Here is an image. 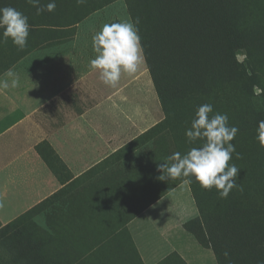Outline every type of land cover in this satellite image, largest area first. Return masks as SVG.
Masks as SVG:
<instances>
[{
    "label": "rangeland",
    "instance_id": "374dc122",
    "mask_svg": "<svg viewBox=\"0 0 264 264\" xmlns=\"http://www.w3.org/2000/svg\"><path fill=\"white\" fill-rule=\"evenodd\" d=\"M132 1L137 5L141 1L144 7L155 4V0H86L78 5L76 0H56L55 11L40 15L27 0H0V7L11 6L27 15L33 45L43 49L49 25L71 28L77 21L94 22L100 30L105 23L132 18L128 9ZM48 2L40 0L41 5ZM224 2L245 40L233 55L218 51L207 38L191 41V35L162 32L155 38L157 76L166 94L175 96L164 108L160 103L161 120L145 132L152 142H147L145 156L138 161L155 174L146 175L151 183L135 193L140 197L119 206H100L94 201L95 193L87 189L61 190L11 220V227L21 225L20 231L31 242H42L37 253L48 262L218 264L210 245L202 244L187 229L189 220L203 228L215 220L208 228L213 238L231 240L249 254L257 241L264 249V148L255 139L258 121L264 120V0ZM188 43L192 62L179 63V47ZM204 103L213 105L210 116L226 113L229 125L239 128L232 143L241 158L233 153L229 164L240 169L237 184L242 190L232 189L226 199L215 188H202L195 179L188 178L191 182L184 184L185 178H159L158 164L174 152L184 154L202 143H187L185 130ZM15 246L13 238L1 242L0 264H17L6 253ZM194 256L197 263L189 262Z\"/></svg>",
    "mask_w": 264,
    "mask_h": 264
},
{
    "label": "crops",
    "instance_id": "0c3cea01",
    "mask_svg": "<svg viewBox=\"0 0 264 264\" xmlns=\"http://www.w3.org/2000/svg\"><path fill=\"white\" fill-rule=\"evenodd\" d=\"M49 26L43 49L30 36L23 50L0 39V76L8 68L19 76L18 88L0 90L2 224L61 190L87 189L98 205L119 206L155 174L138 161L152 142L145 132L161 120L145 59L108 87L89 68L98 25Z\"/></svg>",
    "mask_w": 264,
    "mask_h": 264
},
{
    "label": "clouds",
    "instance_id": "9594fccd",
    "mask_svg": "<svg viewBox=\"0 0 264 264\" xmlns=\"http://www.w3.org/2000/svg\"><path fill=\"white\" fill-rule=\"evenodd\" d=\"M36 9V14L53 12L56 0H49L41 5L40 0H27ZM78 5L86 0H76ZM139 19L131 17L118 22L105 23L92 36V49L95 58L89 61V68L98 73V79L108 87H116L122 75H134L144 62V48L139 34ZM31 25L29 17L11 6L0 7V39H9L18 50L27 47ZM19 87V76L13 68H8L0 76V90H10ZM213 113V105L204 103L197 107L191 126L185 130L187 143L202 141L200 146L191 147L186 153L177 151L166 158L158 169L161 180H177L185 178L184 184L195 179L202 188H215L220 198L226 199L232 189L242 190L237 184L240 169L235 164H229L233 153L240 159L232 143L239 128L229 125L226 113ZM255 139L264 148V120L258 121ZM171 162V163H169ZM191 178V179H188ZM0 200V207H3ZM39 222V218H36ZM225 257L228 252L224 253Z\"/></svg>",
    "mask_w": 264,
    "mask_h": 264
},
{
    "label": "trees",
    "instance_id": "16d2710c",
    "mask_svg": "<svg viewBox=\"0 0 264 264\" xmlns=\"http://www.w3.org/2000/svg\"><path fill=\"white\" fill-rule=\"evenodd\" d=\"M128 9L134 21L139 19V34L144 48V59L152 78L153 86L164 108L168 99L175 95L166 94L154 67L156 36L159 32L167 35L184 33L198 41L207 38L218 51L234 54L235 50L244 47L242 33L234 26L231 13L224 0H155L154 6L144 7L141 1L129 3ZM178 45H180L178 43ZM189 43L179 47V63L191 64L192 58ZM185 49V50H184ZM176 91V90H175ZM169 96V98H168ZM13 221V220H12ZM215 220L207 221L205 229L194 221L187 222V229L197 235L200 242L210 245L218 264H264V249L261 242H256L253 254L241 250L231 240H216L208 228ZM11 221L0 227V244L5 239H15V249H8L7 254L15 258L17 264H55L41 257L37 251L40 241H30L28 234H23L21 225L11 227ZM207 230V231H206ZM228 252L225 257L224 253Z\"/></svg>",
    "mask_w": 264,
    "mask_h": 264
}]
</instances>
